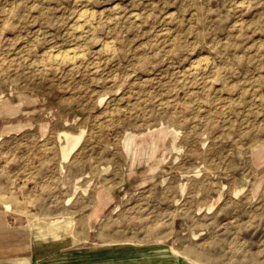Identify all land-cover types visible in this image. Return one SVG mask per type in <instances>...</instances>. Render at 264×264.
<instances>
[{"label": "rangeland", "instance_id": "obj_1", "mask_svg": "<svg viewBox=\"0 0 264 264\" xmlns=\"http://www.w3.org/2000/svg\"><path fill=\"white\" fill-rule=\"evenodd\" d=\"M0 132V264H264V0H0Z\"/></svg>", "mask_w": 264, "mask_h": 264}, {"label": "bare ground", "instance_id": "obj_2", "mask_svg": "<svg viewBox=\"0 0 264 264\" xmlns=\"http://www.w3.org/2000/svg\"><path fill=\"white\" fill-rule=\"evenodd\" d=\"M63 53V52H62ZM66 53V52H65ZM76 53V52H75ZM59 55V54H58ZM65 55V54H64ZM63 55V56H64ZM69 57V56H68ZM71 58V57H70ZM73 58V57H72ZM64 59V58H63ZM61 61V60H60ZM61 136V135H60ZM64 136L66 138V144H62V154L63 157L66 159L70 156V154L73 152V150L77 147L79 144L82 134L79 135H73L71 133L65 132ZM2 138V133L0 132V139ZM58 225V224H57Z\"/></svg>", "mask_w": 264, "mask_h": 264}]
</instances>
